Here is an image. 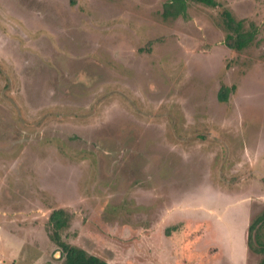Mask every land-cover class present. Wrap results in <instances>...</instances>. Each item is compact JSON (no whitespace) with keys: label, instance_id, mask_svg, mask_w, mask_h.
I'll use <instances>...</instances> for the list:
<instances>
[{"label":"rangeland","instance_id":"374dc122","mask_svg":"<svg viewBox=\"0 0 264 264\" xmlns=\"http://www.w3.org/2000/svg\"><path fill=\"white\" fill-rule=\"evenodd\" d=\"M215 1L0 0V264H61L59 208L110 264H259L264 0Z\"/></svg>","mask_w":264,"mask_h":264},{"label":"trees","instance_id":"16d2710c","mask_svg":"<svg viewBox=\"0 0 264 264\" xmlns=\"http://www.w3.org/2000/svg\"><path fill=\"white\" fill-rule=\"evenodd\" d=\"M188 0H166L163 4L162 15L167 17H177L184 14L186 11ZM202 3L207 6L215 7L217 2L215 0H190ZM74 3V0H71ZM222 21L226 30V36L224 43L227 47L233 50H242L247 47L254 39L255 30H245L243 21L236 19L232 13L228 10L222 11ZM222 93L226 95L227 90L222 88ZM49 221L52 226L51 239L60 248L61 252V264H110L105 260L88 253L84 249L72 245L60 237V232L66 227L68 223V216L64 209L59 208L53 210L49 215ZM264 224V209L257 215L253 221L248 225L247 233V246L249 249H253L256 253H261L262 258L259 264H264V242L260 243L259 246L252 244L253 233L260 226Z\"/></svg>","mask_w":264,"mask_h":264}]
</instances>
